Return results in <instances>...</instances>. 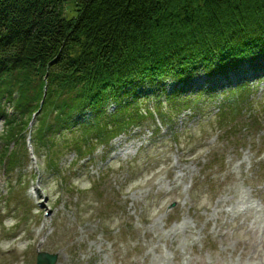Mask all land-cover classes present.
I'll list each match as a JSON object with an SVG mask.
<instances>
[{
    "label": "rangeland",
    "instance_id": "rangeland-1",
    "mask_svg": "<svg viewBox=\"0 0 264 264\" xmlns=\"http://www.w3.org/2000/svg\"><path fill=\"white\" fill-rule=\"evenodd\" d=\"M247 89L192 99L166 126L153 116L91 153L59 141L51 165L29 151L25 168L0 171V264L38 251L57 264H264V78Z\"/></svg>",
    "mask_w": 264,
    "mask_h": 264
},
{
    "label": "trees",
    "instance_id": "trees-1",
    "mask_svg": "<svg viewBox=\"0 0 264 264\" xmlns=\"http://www.w3.org/2000/svg\"><path fill=\"white\" fill-rule=\"evenodd\" d=\"M262 57L264 0H0V164L8 172L24 167L19 154L31 121L34 151L51 165L60 146L91 153L146 117L173 122L198 74L210 85ZM169 83L183 85L168 92ZM229 112L223 108L220 120ZM255 119L246 127L257 128Z\"/></svg>",
    "mask_w": 264,
    "mask_h": 264
},
{
    "label": "water",
    "instance_id": "water-1",
    "mask_svg": "<svg viewBox=\"0 0 264 264\" xmlns=\"http://www.w3.org/2000/svg\"><path fill=\"white\" fill-rule=\"evenodd\" d=\"M56 260H57V255L39 253L37 256V264H55Z\"/></svg>",
    "mask_w": 264,
    "mask_h": 264
}]
</instances>
